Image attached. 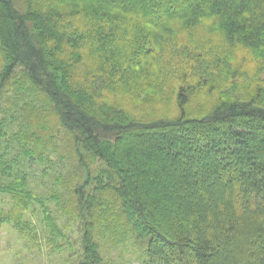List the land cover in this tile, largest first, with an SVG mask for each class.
<instances>
[{"label": "trees", "instance_id": "16d2710c", "mask_svg": "<svg viewBox=\"0 0 264 264\" xmlns=\"http://www.w3.org/2000/svg\"><path fill=\"white\" fill-rule=\"evenodd\" d=\"M9 92L0 170L8 150L25 164L0 221L28 236L55 202L78 223L70 264H110L127 236L139 264H264V0H0V112Z\"/></svg>", "mask_w": 264, "mask_h": 264}, {"label": "rangeland", "instance_id": "374dc122", "mask_svg": "<svg viewBox=\"0 0 264 264\" xmlns=\"http://www.w3.org/2000/svg\"><path fill=\"white\" fill-rule=\"evenodd\" d=\"M85 25L87 26L88 23H85ZM122 39L123 44H130L128 37L122 35ZM235 57L236 51L232 54V58ZM251 76L254 77L252 73ZM259 77H261V74ZM236 79H240V84L237 87L245 82V79L241 77L234 80ZM5 100H7V104H3L2 112H0V129L6 132V136L1 137L0 141L13 143L14 139L11 133L18 127L17 121L18 117L20 118L23 105L19 107L21 103L14 102L11 92L6 95ZM161 100L167 106L173 105L171 98L168 96L161 94ZM131 137L133 135L129 136L130 139ZM155 149L156 147L151 146L150 149H147V153H155ZM50 156L53 174L45 178L42 177L40 170L41 168L44 169V165H39L41 167L37 168L38 171L35 173L40 175V178L34 182L36 186L33 182L31 183L38 192H45L48 195L51 194V189L55 187L53 177L55 174L59 175L62 166L58 167L55 156ZM157 160L160 164L165 163L162 157H158ZM1 161H5L7 165V169L0 170V179L5 182L12 180L16 171L21 174V167L25 164L23 157L16 156L10 150ZM66 171V168H64V172ZM10 207V198L7 195L0 194V212H7ZM47 207L50 215L49 220L53 225L43 217L42 209L33 206L28 210L26 225H22L28 230V236H23L20 228L14 223L0 221V264H70L76 260L77 254H80L78 223L63 215L55 202L47 203ZM34 234L35 237H33ZM133 237L127 236L125 240L118 243L103 244L101 246L103 256L110 264H139L141 245Z\"/></svg>", "mask_w": 264, "mask_h": 264}]
</instances>
